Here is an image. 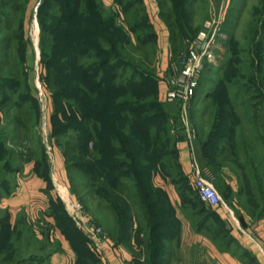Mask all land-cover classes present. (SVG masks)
Wrapping results in <instances>:
<instances>
[{"label":"rangeland","instance_id":"1","mask_svg":"<svg viewBox=\"0 0 264 264\" xmlns=\"http://www.w3.org/2000/svg\"><path fill=\"white\" fill-rule=\"evenodd\" d=\"M4 1L7 0H0V5ZM76 1L81 3L79 9L86 17V22L82 26L78 24L77 16L69 15L65 10L68 5L73 7ZM137 1L139 3L141 1L147 10L156 33V42L153 43H156L157 48L156 45L149 44L141 45V49L158 50L156 63L153 64V68H156L155 87L159 91L160 104L170 112L171 127L174 125L175 107L163 101L159 90L164 81L160 71L163 49L168 46L170 62L174 65L179 64L188 52L189 40H196L202 33H206L209 39L217 32L214 47L216 57L214 62H206L200 87L193 100L196 123L195 125L192 122L196 129V138L192 145L194 160L213 174L215 188L237 216L247 215L252 220H263L264 214L258 215L261 210L257 211V215L256 210H253V215L245 210L244 206L253 191L256 192V199L262 197L257 194L260 186L258 179L257 182L254 179L258 172L255 174L249 160L256 162L264 160V0ZM181 1L189 12V16L182 19L177 14ZM63 2L65 6L57 5L55 2L51 5L46 0H14L13 3L18 8L8 9V16L5 20H0V87L7 85L4 90L0 89V220L8 214L10 222L15 221L12 232L8 233V236H0V264H16L22 261H30L28 264H53L52 256L63 252L62 243L57 240L55 230L60 232L66 246L65 264H149L151 256L146 251V246H143L140 252L137 245V235L141 230L140 238L144 239V243L148 242L144 234L148 235L149 230L145 226L139 199L136 194H131L132 190L136 193V189L129 184L131 183L129 180L124 187L122 186L124 195L134 196L133 198L130 195L127 198L136 214L125 241L122 242L118 233L119 220L112 203L95 192L99 182L93 186V180L81 170L85 164L81 153L86 150L92 152L96 139L90 140L87 147L81 142L79 136L81 134H78L80 132L73 129L75 126L79 127L80 123L78 120L73 121L72 113L71 111L69 113L67 108L70 101L64 96L57 100L54 96L56 89L48 84L44 75L46 71L43 61L50 59L52 53H60L63 56V63H69L70 59L74 60L71 57L75 54H70V51H73L74 39L69 40L68 37L76 31L85 44L82 45L81 41L77 40L81 51L75 63L83 64L85 69L93 65L95 4L93 0ZM98 2L106 13L113 10L123 19L124 5H130L134 0ZM143 6L138 5L140 8ZM138 7L128 10L130 18L136 15ZM163 14L172 18L171 20L178 25L175 27H180V30L177 29L179 38L175 50L170 41L172 28ZM42 23L46 27L44 37L47 42L44 48L41 44ZM144 32H140L137 37L145 42L150 32L149 30ZM133 42L137 44L136 37H133ZM83 47L85 48L82 49ZM44 49L46 56L43 57ZM142 51H136L127 45L124 53L126 58L138 63L139 59L143 58ZM80 57L81 62H78ZM147 59V62L151 59L149 54ZM2 62H5V65H2ZM147 70L152 71L148 68ZM171 73L170 71L168 79ZM64 80L69 82V76ZM89 82L92 83L91 81L85 83V92L93 106V83L91 85ZM217 104L226 109L224 126H229L227 120H230V114H234L238 121L231 133L234 137L231 139L233 151L231 154L226 152L221 157L223 160L230 159L225 166L222 163L215 165L208 159L215 149V141H223L225 135L223 130H220L217 138L210 142L208 149L204 147L211 140L209 137ZM174 133L175 131L172 135ZM82 138L85 140L86 136ZM222 146L220 145V151L223 150ZM226 146L232 148L227 143ZM59 156L64 160L67 185L60 184L62 186L57 192L71 220L66 232L58 228L52 209L38 212L34 208L35 203L32 202L31 210L21 211L15 218V214L6 204L7 199L16 195L18 179L25 178L23 171L26 165L31 163L34 165L33 171L39 172L40 175L47 173L52 177L56 175V161ZM65 156L69 160H66ZM166 163L171 166L168 160ZM169 172L172 173L166 178L163 174H157L154 184L168 193L172 206L170 209L164 204V208L168 213L172 212L173 217L178 218L184 226L189 227L190 231L186 233L191 232L194 236L196 226L203 219H208L209 223L211 221L210 226L218 227L225 232L224 226L213 221L212 212L200 208L196 211L194 203L190 205V201H195V196L203 203L201 205H206L194 188L191 176L182 174L175 167ZM233 183L237 185L236 189L231 187ZM178 189L185 193L188 190V197L183 203ZM152 194L157 198L159 196L158 190ZM73 204H79L80 209L74 208ZM77 214L82 215L86 221L83 223L77 218ZM44 215L54 222H48ZM171 218H165L169 226L172 223ZM98 230L102 234L101 249L95 245L94 232ZM188 240L191 242L189 247L183 244V247H177L175 240H167L160 251L161 258L168 259L169 264H212V255L208 250L192 237L184 239V244ZM73 246L77 247L76 250Z\"/></svg>","mask_w":264,"mask_h":264},{"label":"trees","instance_id":"2","mask_svg":"<svg viewBox=\"0 0 264 264\" xmlns=\"http://www.w3.org/2000/svg\"><path fill=\"white\" fill-rule=\"evenodd\" d=\"M13 1L7 0L0 5V20H5L8 16V9L18 8ZM119 1L122 2L123 0ZM46 2L51 5L55 2L57 5L65 6L63 0H46ZM180 3V10L177 8V14L182 19L189 16V12L187 8L183 7V1ZM80 4L79 1H76L73 7L68 5L65 10H67L69 15L77 16V22L82 26L86 22V17L84 12L79 9ZM93 4H95L93 10V65L88 69H85L83 64L76 65L75 59H77L78 53L81 51L77 40H80L82 45L85 44L79 32L76 31L75 34L68 37L69 40L74 39L72 50H76V52L70 51V54H75L71 57L74 60L70 61V59L69 63H63V56L60 53H52L50 59L43 61L46 71L44 75L48 84L56 89L54 92L55 98L58 100L61 96H64V98H68L66 100L70 101L67 108L69 113L70 111L72 113L73 121L78 120L80 123L79 127L75 126L73 129L80 132L78 134H81L79 135L81 142L87 147L90 140L96 139L92 152L86 150V152L81 153L85 164L80 167L93 180V186H96L95 184L99 182L95 192L112 203L119 220V239L122 242L125 241L126 234H128L129 228L136 218L132 204L127 198L131 194H136L141 205L145 226L149 230L148 235L147 233L144 234L146 239L148 238L147 243H144V239L140 238L142 230L137 235L139 251L142 252V247L146 246V251L151 256L149 264H169L168 259L161 258L160 251L164 242L167 240L173 241L178 237L182 223L178 218L173 217L172 212L168 213L164 208V204L170 208L172 202L167 192L155 186L154 178L157 174H163L165 178L170 176L172 172L169 171L173 170L174 167L186 175L179 159L178 145L181 140L187 139L180 118L179 106L170 104L175 107L174 125L171 127L170 112H167L165 106L160 104L159 91L155 87L157 84L155 77L156 68H153V64L155 65L156 63L158 50L156 49V43H153V41L156 42V33L150 22L148 12L141 1L139 3V1L134 0L130 5H124L123 19L113 10L106 13L103 6L99 5L98 0H93ZM138 5L143 7L140 8ZM136 7H138L136 15L130 18L128 16L130 9ZM139 16L141 17L139 18ZM163 16L169 27L172 28L170 41L175 46L173 48L175 50L179 38L177 29L180 30V27H175L178 25L171 20V17H167L164 14ZM42 24L43 37L41 44L42 48H44L47 42L44 37L46 27L44 23ZM148 30L150 35L147 38L144 37L147 39L145 42L143 39H138L137 36L140 32L145 33L144 31L147 32ZM133 37H136L137 44H134ZM149 44L156 45V48L142 51L141 45ZM127 45L136 51H142L143 58L139 59L138 63L125 57L126 53L124 52ZM148 54L151 56L149 62H147ZM44 56H46L45 49L43 51ZM5 62L1 64L5 65ZM78 62H81V57ZM147 68L152 71H148ZM128 75H130L129 78L127 77ZM68 76L70 81L64 82V78ZM87 81L93 83V106L85 92V83ZM92 83L90 84L92 85ZM6 86L0 87V89L4 90ZM215 109L216 113L214 114L209 137L211 140L204 147L208 149L210 142L217 138L220 130H223L225 132L223 141H215V149L208 159L215 165L222 163L225 166L230 159L225 158L223 160L221 157L226 152L231 154L233 151V146L231 145L233 141L231 139H234V137H232L231 133L238 121L234 114H230V120H227L229 126H224V111L226 109L222 108L220 104H217ZM194 111L195 108L192 107L191 120L193 123L195 121ZM194 124L196 125V123ZM69 126L71 127V125ZM177 128L178 131L176 132ZM172 131H175L174 135H172ZM83 136H86L85 140L82 138ZM226 143L232 148H228ZM220 145H223L222 151H220ZM65 158L69 160L67 156ZM167 160L171 162V166L166 163ZM249 164L254 167L255 174L258 172L257 175H254V179L256 182L258 179L260 186L257 194L262 197L260 198L259 196L260 199H256V192L253 191L250 193L252 195L245 201L244 209L250 211L249 213L253 215V210H256V215L257 211L261 210L258 215H263L264 188L262 187V182L264 181V176H262V173L264 172V160L259 162L249 160ZM167 167H169V170H167ZM69 168L68 165L67 169ZM40 176L51 184L49 174L45 173ZM184 179L182 178V180ZM128 180L131 182L129 184L136 189V193H133L132 188H130L132 190L131 194L126 196L122 193V186ZM125 189L127 190V188ZM155 190L159 192L158 198L152 194ZM187 191L185 193L179 191V189L177 190L182 203L188 197ZM195 197V201L189 202L190 205L194 203L196 211L200 208L201 210L212 212L214 214L213 221L223 226V222L217 212L206 205H201L203 203L198 200L197 196ZM52 210L58 228L66 232L68 223L71 220L64 211L61 202H54ZM196 214L194 213V215ZM165 218H171V226H169ZM208 221V219H203L196 226V232L202 233L207 230L216 237L218 234H228L225 229V232H223L218 227L210 226L211 221L210 223ZM140 225L142 227V223ZM10 232H12V223L10 222V216L6 214L0 220V236H8ZM73 247L76 250L77 247ZM241 259L247 263H252L253 260L248 253H243ZM29 262L22 261L16 264H28Z\"/></svg>","mask_w":264,"mask_h":264},{"label":"crops","instance_id":"3","mask_svg":"<svg viewBox=\"0 0 264 264\" xmlns=\"http://www.w3.org/2000/svg\"><path fill=\"white\" fill-rule=\"evenodd\" d=\"M163 50L164 52L161 60L160 71L162 72L164 81L161 83L159 89L160 97L162 99L167 88L166 84L170 74L171 64L169 59V47H164ZM178 148L179 159L183 170L187 175L191 176L192 163L194 161L193 150L186 139L180 141ZM56 162V175L52 176L54 178L50 176L51 184L41 177L37 171H33L32 168L34 165L30 163V165L25 166V170L23 171V176H25V178L18 179L16 184V195L6 200V204L11 209L13 214H15V218L20 214L21 211L28 212L31 210V206L33 205L35 210L38 212H47L48 210L52 209L54 202L57 200L58 202H61V205L65 211V206L63 205V202L60 201V197H58L59 194L57 192V189L60 186L67 185V178L64 171V160L59 156ZM231 187L236 189L237 185L233 183ZM262 187L264 188V181L262 182ZM35 197L36 201H34ZM32 202L35 204L32 205ZM213 210L220 216L223 226L225 227L224 229L228 234H218L216 237L205 230L202 233H194V237L193 233H186V231H190L189 227L184 226V223H182L180 234L175 239L177 247L182 246V244L183 246L185 245L189 247L191 245L190 240L184 244V239L187 237H192L197 239V243L200 242L202 247L207 249L208 253L212 255V264H264V219L252 220L247 215H244V217L237 216V214L233 212L234 209L231 207H229V209L219 207ZM44 216L48 222H54L53 219L46 215ZM77 218H79L83 223L86 221L82 215L77 214ZM14 223L15 221H12V226ZM55 231L57 240L62 243L61 248L63 252L54 254L52 256V263L65 264L67 259L65 256V254H67L66 246L62 240V236H60V232H58V230ZM49 238H51V236ZM243 253L249 254L250 258L253 259L252 263H247L245 260L241 259ZM208 260H210V257Z\"/></svg>","mask_w":264,"mask_h":264},{"label":"built area","instance_id":"4","mask_svg":"<svg viewBox=\"0 0 264 264\" xmlns=\"http://www.w3.org/2000/svg\"><path fill=\"white\" fill-rule=\"evenodd\" d=\"M216 34L217 32L208 39L207 34L202 33L196 40L188 41V52L185 58L179 64H170L172 73L167 80V88L163 94L164 102L179 106L181 122L187 136L186 140L191 149L193 140L196 138V129L190 118L191 109L206 68L205 64L214 62L216 57L214 52ZM191 178L194 188L209 208L224 207L229 209L213 184V174L208 169L201 167L195 160L192 163ZM73 206L77 210L80 209L79 204H73ZM94 235L95 245L101 249V231H95Z\"/></svg>","mask_w":264,"mask_h":264},{"label":"bare ground","instance_id":"5","mask_svg":"<svg viewBox=\"0 0 264 264\" xmlns=\"http://www.w3.org/2000/svg\"><path fill=\"white\" fill-rule=\"evenodd\" d=\"M64 198H68V197H64Z\"/></svg>","mask_w":264,"mask_h":264}]
</instances>
